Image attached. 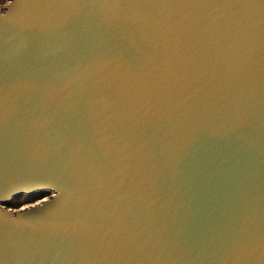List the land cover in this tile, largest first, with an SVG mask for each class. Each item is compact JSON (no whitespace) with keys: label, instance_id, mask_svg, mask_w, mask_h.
Returning <instances> with one entry per match:
<instances>
[{"label":"water","instance_id":"95a60500","mask_svg":"<svg viewBox=\"0 0 264 264\" xmlns=\"http://www.w3.org/2000/svg\"><path fill=\"white\" fill-rule=\"evenodd\" d=\"M0 264H264V0L0 4Z\"/></svg>","mask_w":264,"mask_h":264},{"label":"rangeland","instance_id":"374dc122","mask_svg":"<svg viewBox=\"0 0 264 264\" xmlns=\"http://www.w3.org/2000/svg\"><path fill=\"white\" fill-rule=\"evenodd\" d=\"M8 0H0V4L6 3ZM39 194V195H38ZM50 195L49 191H38V192H33L28 195L20 196L19 199V204L17 207H9L11 209H17L19 207H24L26 205H29L37 200H40L44 197H48ZM34 197V198H33ZM31 198V199H30Z\"/></svg>","mask_w":264,"mask_h":264},{"label":"trees","instance_id":"16d2710c","mask_svg":"<svg viewBox=\"0 0 264 264\" xmlns=\"http://www.w3.org/2000/svg\"><path fill=\"white\" fill-rule=\"evenodd\" d=\"M39 195V194H38ZM20 196H24V195H19V196H15L13 197L8 203H7V206L8 207H17L18 204H19V199H20ZM34 198V197H33ZM31 199V198H30Z\"/></svg>","mask_w":264,"mask_h":264}]
</instances>
